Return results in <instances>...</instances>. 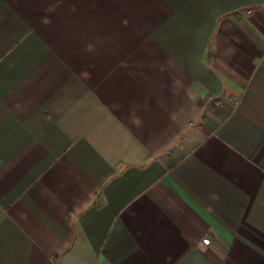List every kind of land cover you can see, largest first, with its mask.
I'll list each match as a JSON object with an SVG mask.
<instances>
[{
    "label": "crops",
    "instance_id": "1",
    "mask_svg": "<svg viewBox=\"0 0 264 264\" xmlns=\"http://www.w3.org/2000/svg\"><path fill=\"white\" fill-rule=\"evenodd\" d=\"M0 264H264V0H0Z\"/></svg>",
    "mask_w": 264,
    "mask_h": 264
},
{
    "label": "built area",
    "instance_id": "2",
    "mask_svg": "<svg viewBox=\"0 0 264 264\" xmlns=\"http://www.w3.org/2000/svg\"><path fill=\"white\" fill-rule=\"evenodd\" d=\"M237 103V101L235 102V104ZM211 242V238L210 237H207L204 239V243H210Z\"/></svg>",
    "mask_w": 264,
    "mask_h": 264
}]
</instances>
